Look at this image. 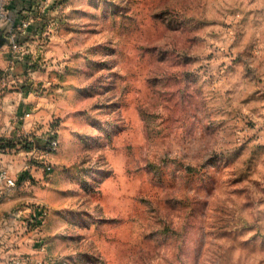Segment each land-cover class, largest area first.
I'll list each match as a JSON object with an SVG mask.
<instances>
[{
	"label": "rangeland",
	"instance_id": "374dc122",
	"mask_svg": "<svg viewBox=\"0 0 264 264\" xmlns=\"http://www.w3.org/2000/svg\"><path fill=\"white\" fill-rule=\"evenodd\" d=\"M33 6L36 264H264V0Z\"/></svg>",
	"mask_w": 264,
	"mask_h": 264
},
{
	"label": "crops",
	"instance_id": "0c3cea01",
	"mask_svg": "<svg viewBox=\"0 0 264 264\" xmlns=\"http://www.w3.org/2000/svg\"><path fill=\"white\" fill-rule=\"evenodd\" d=\"M9 1L7 11L17 22L19 13L33 9L34 1L44 0ZM11 53L8 44L0 49V71H7L0 74V169L7 170L17 184L9 188L0 182V264H36L41 255L40 228L34 223L39 201L36 181L50 155L22 150L20 142L31 136L45 138L49 131L44 133L46 125H40V98L32 90L34 74H11L17 59Z\"/></svg>",
	"mask_w": 264,
	"mask_h": 264
},
{
	"label": "built area",
	"instance_id": "2783aa9c",
	"mask_svg": "<svg viewBox=\"0 0 264 264\" xmlns=\"http://www.w3.org/2000/svg\"><path fill=\"white\" fill-rule=\"evenodd\" d=\"M46 2L50 1V0H45ZM8 9L6 8V4L4 2L1 1L0 3V22L4 23L6 21H10L11 22V40L12 43L10 45V49L13 53H17L19 52V48L20 46L17 43V36L19 35H23L25 33V30L27 29L29 23H30V19L26 16V17H20L18 18L19 20H17V22L15 21V15H12L10 13H8L7 11ZM29 114H26V116H28ZM58 145L57 142V138H51L49 140L46 141V144L44 147H33V149L31 150L32 152H36L39 154H49L52 153L56 150ZM50 167L48 165H46L44 167V171H49ZM0 182L4 183L7 187L12 188L14 186H16L17 181L16 179L12 178L9 173L7 172V170L4 169H0ZM39 213L38 215L35 217V221L38 224H42L44 222V219L46 217V212L45 210H43V208L38 209Z\"/></svg>",
	"mask_w": 264,
	"mask_h": 264
},
{
	"label": "trees",
	"instance_id": "16d2710c",
	"mask_svg": "<svg viewBox=\"0 0 264 264\" xmlns=\"http://www.w3.org/2000/svg\"><path fill=\"white\" fill-rule=\"evenodd\" d=\"M51 138H56L55 132L53 131H49L48 135L45 136V138H36L34 136H31L29 138H24L20 142V149L25 151H31L33 147H44L46 141ZM7 145L9 146L11 144H7Z\"/></svg>",
	"mask_w": 264,
	"mask_h": 264
},
{
	"label": "water",
	"instance_id": "95a60500",
	"mask_svg": "<svg viewBox=\"0 0 264 264\" xmlns=\"http://www.w3.org/2000/svg\"><path fill=\"white\" fill-rule=\"evenodd\" d=\"M11 30V22L6 21L0 24V49L3 48L5 45H11L12 40L8 37V34Z\"/></svg>",
	"mask_w": 264,
	"mask_h": 264
}]
</instances>
